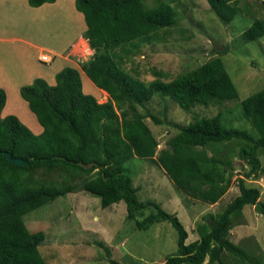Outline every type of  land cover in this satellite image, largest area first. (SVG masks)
<instances>
[{
  "label": "trees",
  "instance_id": "trees-1",
  "mask_svg": "<svg viewBox=\"0 0 264 264\" xmlns=\"http://www.w3.org/2000/svg\"><path fill=\"white\" fill-rule=\"evenodd\" d=\"M55 1L27 0L32 8ZM237 1L205 0L227 24L236 16ZM74 5L83 15V38L93 52L80 68L107 93L108 101L98 103L84 94L79 72L70 67L55 75L53 86L37 78L19 90L43 128L40 135H34L15 116L1 118L6 95L0 89V264H45L38 250L45 235L41 231L30 233L23 219L78 187L98 198L103 209L123 202L126 220L134 221L138 231L170 223L177 234V250L164 264H203L206 259L207 264H222L223 252L241 263L264 264V258L251 256L233 243L229 233L233 220L242 216L246 206H254L264 217L259 189L247 187L238 179L239 194L221 212L203 216L195 229L197 240L186 244L188 233L176 215L152 201L140 202L124 167L134 158L154 161L180 192L203 204H216L228 191L233 171L231 162L219 157L221 148L240 144L239 157L249 168L244 178L264 174L258 156L264 152V89L240 102L241 115L253 133L226 127L218 114L178 128L168 148L158 151V142L144 120L149 117L155 125L161 122L141 114L138 107L156 95L169 98L185 112L238 99L221 58H213L169 82L145 84L125 71L123 61L176 23L177 14L171 5L159 3L147 9L142 0H75ZM262 37V19L254 20L240 35L244 44ZM152 74L156 78L162 75L157 71ZM6 154L27 165L10 164ZM38 173L44 177L56 174L61 181H41ZM145 207H152L154 212L144 216ZM138 214L141 220H136ZM105 250L109 264H119Z\"/></svg>",
  "mask_w": 264,
  "mask_h": 264
},
{
  "label": "rangeland",
  "instance_id": "rangeland-1",
  "mask_svg": "<svg viewBox=\"0 0 264 264\" xmlns=\"http://www.w3.org/2000/svg\"><path fill=\"white\" fill-rule=\"evenodd\" d=\"M263 1L238 0L234 7L236 16L227 24L222 21L220 12L212 11L205 0H142L147 9L159 3L170 4L177 19L173 26L162 30L155 41L141 45L124 59L122 66L127 73L145 84L155 80L169 82L220 57L238 92L236 100L214 102L207 107L196 106L188 112L160 95L138 107L141 114L152 115L161 122V125H155L149 117L144 120L158 142V151L168 148L169 140L179 133L178 128L194 119L218 114L226 127L253 133L241 115L240 102L264 89V37L244 44L240 35L254 20H264ZM56 33L53 26L49 35ZM43 35L47 34L42 33L40 41L46 42ZM152 71L162 73L161 77H154ZM12 95L11 101L15 100ZM19 106L21 104L17 102L13 105L18 117L22 120L31 118L25 108ZM239 146L234 143L221 148L219 157L231 162L233 171L228 191L213 205L203 204L180 192L154 161L134 158L124 167L137 189L139 201H152L167 213L176 215L188 233L186 244H190L198 238L195 229L202 217L221 212L239 194L238 179H243L247 187L259 189V202L264 203V174L244 178L249 168L239 157ZM258 156L264 173V152H259ZM36 177L53 183L61 181L56 174L44 177L38 173ZM76 183L80 185V180ZM143 212L147 216L154 209L145 207ZM142 218L140 214L136 216V220ZM23 221L30 233H44L45 239L38 250L45 264H109L105 248L111 259L119 264H164L165 258L177 250V234L170 223L162 222L147 231H138L134 221L126 220L123 202L103 209L98 198L79 187L75 192L27 214ZM229 233L231 241L251 256L264 258V217L254 206L244 207L242 216L233 220ZM221 263L251 264L241 263L227 252H223Z\"/></svg>",
  "mask_w": 264,
  "mask_h": 264
},
{
  "label": "crops",
  "instance_id": "crops-1",
  "mask_svg": "<svg viewBox=\"0 0 264 264\" xmlns=\"http://www.w3.org/2000/svg\"><path fill=\"white\" fill-rule=\"evenodd\" d=\"M74 2L75 0H56L52 4L32 8L27 0H0V89L6 95L1 118L16 116L34 135H40L43 128L20 97L19 90L37 78L53 86L55 75L63 68L70 67L79 72L80 80L82 77L84 94L93 96L98 103L108 101L107 93L98 89L80 68L82 63L91 58L93 52L83 38L86 25L83 15L75 9ZM53 26L57 33L49 35ZM42 33L47 34L43 35L46 42L40 41ZM41 55L51 57V62L41 63ZM11 95L16 101H11ZM15 102L21 104L19 107L23 106L31 118L20 119L13 108Z\"/></svg>",
  "mask_w": 264,
  "mask_h": 264
},
{
  "label": "water",
  "instance_id": "water-1",
  "mask_svg": "<svg viewBox=\"0 0 264 264\" xmlns=\"http://www.w3.org/2000/svg\"><path fill=\"white\" fill-rule=\"evenodd\" d=\"M6 159L10 164L18 165V166H26L27 163L19 158H12L10 154H6Z\"/></svg>",
  "mask_w": 264,
  "mask_h": 264
},
{
  "label": "built area",
  "instance_id": "built-area-1",
  "mask_svg": "<svg viewBox=\"0 0 264 264\" xmlns=\"http://www.w3.org/2000/svg\"><path fill=\"white\" fill-rule=\"evenodd\" d=\"M51 57H48L47 55H41L39 57V61L44 64H49L51 62Z\"/></svg>",
  "mask_w": 264,
  "mask_h": 264
}]
</instances>
